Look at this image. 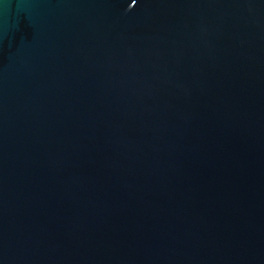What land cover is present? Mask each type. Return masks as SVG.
Returning <instances> with one entry per match:
<instances>
[{"label":"water","instance_id":"1","mask_svg":"<svg viewBox=\"0 0 264 264\" xmlns=\"http://www.w3.org/2000/svg\"><path fill=\"white\" fill-rule=\"evenodd\" d=\"M0 264H264V0H0Z\"/></svg>","mask_w":264,"mask_h":264}]
</instances>
